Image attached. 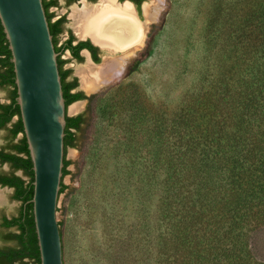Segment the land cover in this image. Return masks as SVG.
<instances>
[{"label": "trees", "instance_id": "16d2710c", "mask_svg": "<svg viewBox=\"0 0 264 264\" xmlns=\"http://www.w3.org/2000/svg\"><path fill=\"white\" fill-rule=\"evenodd\" d=\"M249 2L239 16L227 10L217 18L226 29V56L236 65L225 67L218 106L213 95L199 91L182 100L170 123L160 118L164 180L160 233L146 254L152 264H263L253 258L249 237L264 227V0ZM84 46L89 44L75 50ZM10 59L0 25V88L10 89L9 103L0 104V132H6L0 165L9 167L0 172V186L12 189L11 199L19 203L16 215L0 220V264H40L32 163ZM57 63L66 108L81 100L89 104L86 113L65 117L61 195L67 189L63 178L70 173L66 150L84 137L90 122L86 114L98 96L71 93L76 83L67 82V72ZM208 83L202 82L203 91Z\"/></svg>", "mask_w": 264, "mask_h": 264}, {"label": "rangeland", "instance_id": "374dc122", "mask_svg": "<svg viewBox=\"0 0 264 264\" xmlns=\"http://www.w3.org/2000/svg\"><path fill=\"white\" fill-rule=\"evenodd\" d=\"M249 3L163 0L158 21L144 32L122 74L95 93L84 137L67 149L70 173L57 208L63 264H152L146 254L160 233L164 180L160 118L170 123L182 100L199 91L213 95L218 106L225 67L236 65L226 56V29L217 18L227 10L239 16ZM65 10L61 5L60 11ZM87 63L69 65L78 70ZM205 79L209 83L203 91ZM0 100L6 101L5 90ZM73 106L76 115L86 113L89 104L71 105L69 116ZM5 139L1 131L0 148ZM0 172L9 167L0 165ZM0 192L1 220L16 215L19 203L11 199V190ZM249 244L253 258L264 264V227L250 234Z\"/></svg>", "mask_w": 264, "mask_h": 264}, {"label": "water", "instance_id": "95a60500", "mask_svg": "<svg viewBox=\"0 0 264 264\" xmlns=\"http://www.w3.org/2000/svg\"><path fill=\"white\" fill-rule=\"evenodd\" d=\"M159 15L149 20L145 34ZM0 25L11 54L15 100L32 163L31 203L40 264H63L57 208L63 176L65 117L71 105L65 106L57 54L42 0H0ZM118 74L92 92L80 87L86 95L95 94ZM66 178L67 175L63 181Z\"/></svg>", "mask_w": 264, "mask_h": 264}, {"label": "flooded vegetation", "instance_id": "af4514ba", "mask_svg": "<svg viewBox=\"0 0 264 264\" xmlns=\"http://www.w3.org/2000/svg\"><path fill=\"white\" fill-rule=\"evenodd\" d=\"M44 1H45L44 11L46 18H49V23L53 25L52 26L53 35L51 36H52V43L54 46V50L55 53L57 54V60L61 62L60 65L61 70L67 72L66 74L67 82L70 84L76 83V86L75 88L72 89L71 93L81 92L86 97H91L96 94H91V96L85 94V92L80 87L81 81H80V76L76 73L77 70H73V68H71L69 63L71 62L79 63L86 60V63L87 62L88 63L85 66L89 65L91 67L98 68L104 63V61H110L113 59H120V61H124L127 58H129L128 59L129 61L130 58L135 55L136 51L139 48L138 49L134 48L136 49L134 51V54L133 52L129 53L131 51L129 49L131 48V46L138 47L143 38L140 39V41L138 40L134 42L133 44L132 43L128 44L125 49L120 47L119 48L114 47V49H109L106 46L104 47L103 45L105 43L100 39L95 38L92 32H87L83 35H78L77 32L78 29L77 27H75V21H74V16L78 14L77 12L81 13L82 11L85 10H93L100 7H105L107 11H109V9H112V10H117V12H119V10H121L124 6H126L131 11L132 21H134V23L136 24L141 25V23H143L146 19L144 16L145 9L148 10L154 9V11H158V7L161 6L160 10H162L163 8V0H104V3H102V0H44ZM109 1L112 2L113 7H109V5L106 6L104 5ZM61 5H63V7L66 9L64 12L60 11ZM122 18L123 17L121 16H115L114 19L108 22V25L111 24V26L114 27L117 25L122 26L121 24ZM142 25L144 26L145 29L146 22ZM82 43H88L90 47L84 46L76 51L75 48ZM119 75H121V71L119 72ZM102 83H100L96 89H98ZM0 90L6 91V101L2 102L0 100V104L7 105L10 101L9 100L10 89L0 88ZM88 92H91V90ZM82 101H86L88 103L87 100H81L76 102H82ZM77 115L79 114H76L74 116Z\"/></svg>", "mask_w": 264, "mask_h": 264}, {"label": "bare ground", "instance_id": "6f19581e", "mask_svg": "<svg viewBox=\"0 0 264 264\" xmlns=\"http://www.w3.org/2000/svg\"><path fill=\"white\" fill-rule=\"evenodd\" d=\"M102 3H104V0H102ZM104 5H109V7H113L112 2L110 1ZM160 7H158V11H154V9H145L144 16L146 19L143 23H141V25L136 24L134 23V21H132L131 11L126 6L119 10V12H117V10L112 9H109V11H107L105 7H100L93 10H85L81 13L77 12L78 14L74 16L75 27H77L78 29V35H83L87 32H92L95 38H98L105 43L103 45L104 47L106 46L109 49H114V47H120L125 49L128 44H133L138 40L140 41V39L142 38L144 39V26L142 24L146 22L145 26H147L149 20L154 19L161 12ZM115 16L123 17L121 19L122 26L117 25L114 27L111 26L110 23V25H108V22L114 19ZM134 48H137V46H131V48L129 49L131 51L129 53H134ZM125 62L126 60L120 61V59L104 61V63L98 68H94L87 65L78 69L76 73L80 76L82 87L85 88L87 92L90 90L92 92L97 88L100 83L108 80L111 76L113 77L120 71L122 74ZM118 76L119 74L115 77ZM77 110L78 107L73 106L71 112L74 113ZM1 202L2 195L0 192V203Z\"/></svg>", "mask_w": 264, "mask_h": 264}]
</instances>
